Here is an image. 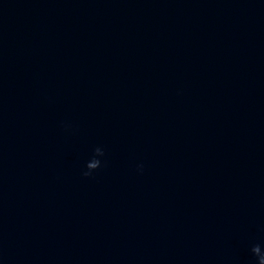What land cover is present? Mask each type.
I'll list each match as a JSON object with an SVG mask.
<instances>
[{
	"label": "water",
	"instance_id": "95a60500",
	"mask_svg": "<svg viewBox=\"0 0 264 264\" xmlns=\"http://www.w3.org/2000/svg\"><path fill=\"white\" fill-rule=\"evenodd\" d=\"M0 264H264V0H0Z\"/></svg>",
	"mask_w": 264,
	"mask_h": 264
}]
</instances>
